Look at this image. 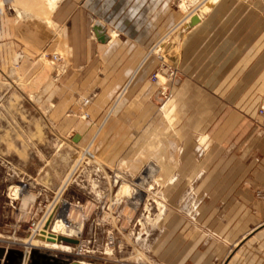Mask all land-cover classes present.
Listing matches in <instances>:
<instances>
[{"label":"crops","instance_id":"obj_1","mask_svg":"<svg viewBox=\"0 0 264 264\" xmlns=\"http://www.w3.org/2000/svg\"><path fill=\"white\" fill-rule=\"evenodd\" d=\"M241 12L221 28L202 16L178 38L169 124L164 82L152 77L169 70L161 54L170 24L182 29L196 14L173 13L167 21L165 0H61L51 18L69 69L58 84L48 83L46 108L68 142L55 144L36 117L28 127H0V166L17 167L25 176L19 183L27 179L26 189L46 192L57 184L54 158L70 143L90 147L110 166L157 167L155 264H264V202L256 196L264 191V31L255 30L247 48ZM98 22L107 42L93 30ZM84 99H91L89 119L76 114ZM14 181L0 177V196L9 199ZM21 259L20 249L0 246V264Z\"/></svg>","mask_w":264,"mask_h":264},{"label":"rangeland","instance_id":"obj_2","mask_svg":"<svg viewBox=\"0 0 264 264\" xmlns=\"http://www.w3.org/2000/svg\"><path fill=\"white\" fill-rule=\"evenodd\" d=\"M60 1L0 0V127L10 130L28 127L31 118L36 117L38 123L52 133L55 144L65 145L67 137L59 135V123L51 120L46 108L48 83L58 84L69 69L68 50L61 41V28L51 18ZM239 1L241 8L237 4ZM165 5L166 13L161 15L167 21L173 13L176 17L181 14L183 18L201 14L215 17L213 23L219 28L236 21L238 11H242L247 48L252 47L255 30L258 33L264 31V0H165ZM152 12L151 9V17L154 16ZM165 26L168 27V23ZM183 29L170 24L164 40L168 45L162 57ZM161 48L155 52L158 54ZM165 60L169 70L165 77L159 75L165 85L161 103H169L173 113L172 86L177 83L179 74L174 63ZM90 104L91 99H84L77 116L89 119ZM163 110L165 115V107ZM172 113L166 120L169 124L173 123ZM157 131L158 126L151 132L149 141ZM63 154L54 158L53 178L59 184L47 192L39 185L26 189L27 179L19 183L25 176L17 167L9 165L10 168L4 169L0 166V177L15 180L8 189L9 199L0 196V205L5 202L8 205L7 210L3 209L7 213L0 216V233L20 243L27 242L32 220L38 223L48 216L43 228L49 221L51 227L52 219L54 223L61 220L67 221V226L73 223L81 228L70 237L72 239H79L80 233L86 240L96 236L98 245L92 248L96 253L80 262L155 264L151 253L161 209L156 195L159 190L157 167L133 168L125 166L123 161L110 166L96 157L90 147H77L71 143ZM5 160L0 155V165ZM53 245L37 243L38 251L67 260L76 250L67 244L57 245L67 250L53 249ZM13 248L23 250L22 245Z\"/></svg>","mask_w":264,"mask_h":264},{"label":"built area","instance_id":"obj_3","mask_svg":"<svg viewBox=\"0 0 264 264\" xmlns=\"http://www.w3.org/2000/svg\"><path fill=\"white\" fill-rule=\"evenodd\" d=\"M153 80L154 81L159 80V74H155L153 76ZM261 113H263V109L261 110ZM257 197L264 201V191H259L257 193ZM47 217L48 216H46V218H44L43 221L38 222V223L34 219L32 220L31 226L29 228L31 230V235H30V239L27 242L20 243L19 241L11 239L10 237H7V238L4 237L0 233V246L7 253L9 251V249L13 248V246L22 245L23 246V250H22V259L20 261V264H31V262H32V260H31L32 252L35 249L38 250L39 248L32 247L29 243H30L31 240H33L36 237L37 233H39V231L41 230V226H44V224H45V222L47 220ZM66 222L67 221H65V223ZM81 236H82V234L80 233V237ZM80 237H79V239H77L80 242L79 243L77 242L76 245L75 244H71V243L63 242L65 244H67V245H74V247L76 248V250L73 253H71V256L69 257V259L64 260V261H69V262H71V261H82V260H85L87 257H89L91 254H95L96 253L95 250H92V248H94L95 246L98 245L96 236L91 237L89 240L82 239V237L81 238ZM112 240H113V238L110 237V241H112Z\"/></svg>","mask_w":264,"mask_h":264},{"label":"bare ground","instance_id":"obj_4","mask_svg":"<svg viewBox=\"0 0 264 264\" xmlns=\"http://www.w3.org/2000/svg\"><path fill=\"white\" fill-rule=\"evenodd\" d=\"M194 16H197L198 19H195V18L192 17L191 20H189L187 22V24L184 26V29L181 30V32H180V34H179V36L177 38L180 39L183 36V34L187 30H189L190 28L195 26L199 22L200 18L202 17L201 14H196ZM171 109H172L171 106L169 105V103H167L165 105V117H166V120L169 118V115H171L170 114L172 112ZM18 191H19V189H17V193H18ZM52 220H51V222H52L51 227H50V221H49L46 224V226H45V231H44V228H43L44 226H41V230L39 231V233H37L36 237L33 240H31L30 243H29L32 247L38 248L37 241H46L48 243L56 244V245L65 244V243H63L60 240V237H66V238L72 239L70 237H72V235L75 232H80L81 231V228L80 227H76L77 225L75 226L73 223L70 226H67L66 223L61 221V220H57L56 223H54V220L53 221ZM70 222H72V221L70 220ZM49 227H50V230H49ZM51 229H52V233H49L48 230L51 232ZM39 237H41V238H39ZM50 238H53L54 241H49L48 239H50ZM74 240H76V239H74ZM77 242L79 243L80 241L77 240ZM34 243H36V245ZM71 246H74V245H71Z\"/></svg>","mask_w":264,"mask_h":264},{"label":"water","instance_id":"obj_5","mask_svg":"<svg viewBox=\"0 0 264 264\" xmlns=\"http://www.w3.org/2000/svg\"><path fill=\"white\" fill-rule=\"evenodd\" d=\"M195 19H198L197 16H195ZM94 32L97 35V37L100 39L102 42H107L109 40V37L105 33V28L103 25L100 23H96L94 26ZM179 52H180V42L177 39H174L168 49L165 51L163 54V57L167 60H169L172 63H176L179 59ZM41 238V237H39ZM49 241H54L53 238L48 239ZM60 240L65 243H71V244H76L77 240L74 239H69L66 237H60ZM38 259L44 260V264H86L80 261H64L61 259H57L55 257H49L47 255L42 254L38 250H34L31 255V264H43V263H38Z\"/></svg>","mask_w":264,"mask_h":264},{"label":"flooded vegetation","instance_id":"obj_6","mask_svg":"<svg viewBox=\"0 0 264 264\" xmlns=\"http://www.w3.org/2000/svg\"><path fill=\"white\" fill-rule=\"evenodd\" d=\"M38 261H39L38 263H43V264L45 263L44 260H40V259H38Z\"/></svg>","mask_w":264,"mask_h":264}]
</instances>
